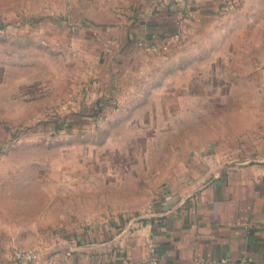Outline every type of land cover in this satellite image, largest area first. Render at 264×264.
Masks as SVG:
<instances>
[{"label":"rangeland","instance_id":"1","mask_svg":"<svg viewBox=\"0 0 264 264\" xmlns=\"http://www.w3.org/2000/svg\"><path fill=\"white\" fill-rule=\"evenodd\" d=\"M100 3L123 14L119 0H0V229L24 247L132 212L179 173L156 163L185 159L168 150L196 139L192 128L208 154L264 132V0L187 18L155 93L182 100L138 133L130 113L85 114L95 103L83 96L90 65L78 34Z\"/></svg>","mask_w":264,"mask_h":264},{"label":"crops","instance_id":"2","mask_svg":"<svg viewBox=\"0 0 264 264\" xmlns=\"http://www.w3.org/2000/svg\"><path fill=\"white\" fill-rule=\"evenodd\" d=\"M239 1L233 0L235 5ZM119 2L113 8L125 7L123 14L100 3L88 15L89 31L78 34L77 47L90 65L83 96L93 104H121L118 113L107 107L109 117L130 113L138 133L142 121L156 119L157 110L167 114V104L182 100L155 95L163 82H169L166 75L172 73V65L167 66L166 59L172 52L148 53L138 42L158 44L167 37L174 42L189 16H207L209 9L219 10L221 0ZM187 131L180 128L171 134ZM202 131L192 128L188 134L196 139L168 150L179 158L180 146L185 159L156 163L180 171L166 175L161 188L144 203L114 219L55 237L32 264H142L151 257L152 247L159 264H241L244 258L249 264H264V132L227 149H215L212 143L208 154ZM150 203L153 213L142 215ZM17 247L29 246L0 229V264H26L14 257Z\"/></svg>","mask_w":264,"mask_h":264},{"label":"built area","instance_id":"3","mask_svg":"<svg viewBox=\"0 0 264 264\" xmlns=\"http://www.w3.org/2000/svg\"><path fill=\"white\" fill-rule=\"evenodd\" d=\"M234 5H235V2H233V0H221L219 10H223V9L227 10L228 8L233 7ZM171 45H172V39L168 37L164 38L158 44H148L145 41L138 42V47L152 54H162V53L168 54L170 52ZM114 106H117L116 103L109 102V107H114ZM105 111H103L101 117L96 118L91 115L90 118H94V120L98 121L99 119L104 118ZM153 208H154V205L150 203L143 209L142 215H145V216L151 215L153 213ZM44 251H45L44 248L41 246H33L29 248L17 247L14 249V257L22 263L32 264V263L39 261ZM151 253H152L151 257L147 261L143 262L142 264H159V259L156 254L157 252H156L155 247L151 248ZM241 264H249V261L244 258L242 259Z\"/></svg>","mask_w":264,"mask_h":264},{"label":"trees","instance_id":"4","mask_svg":"<svg viewBox=\"0 0 264 264\" xmlns=\"http://www.w3.org/2000/svg\"><path fill=\"white\" fill-rule=\"evenodd\" d=\"M109 106V102L107 101H97L91 108L89 114L86 112L85 114L87 116H94V117H101L103 111H105L107 109V107Z\"/></svg>","mask_w":264,"mask_h":264},{"label":"water","instance_id":"5","mask_svg":"<svg viewBox=\"0 0 264 264\" xmlns=\"http://www.w3.org/2000/svg\"><path fill=\"white\" fill-rule=\"evenodd\" d=\"M176 1H182V2H185V3H189V2H192L194 0H176Z\"/></svg>","mask_w":264,"mask_h":264}]
</instances>
